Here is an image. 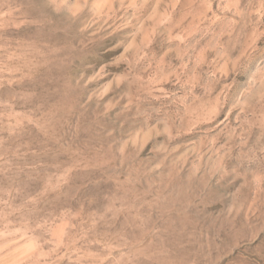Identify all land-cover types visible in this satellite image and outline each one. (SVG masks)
Listing matches in <instances>:
<instances>
[{"label":"rangeland","instance_id":"1","mask_svg":"<svg viewBox=\"0 0 264 264\" xmlns=\"http://www.w3.org/2000/svg\"><path fill=\"white\" fill-rule=\"evenodd\" d=\"M0 264H264V0H0Z\"/></svg>","mask_w":264,"mask_h":264}]
</instances>
